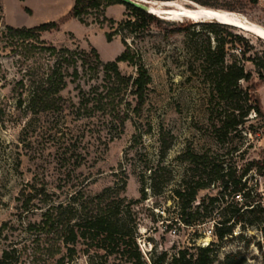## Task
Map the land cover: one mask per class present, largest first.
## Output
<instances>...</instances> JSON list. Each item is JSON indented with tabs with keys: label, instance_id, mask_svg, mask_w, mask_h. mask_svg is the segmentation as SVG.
<instances>
[{
	"label": "rangeland",
	"instance_id": "374dc122",
	"mask_svg": "<svg viewBox=\"0 0 264 264\" xmlns=\"http://www.w3.org/2000/svg\"><path fill=\"white\" fill-rule=\"evenodd\" d=\"M190 1L237 12L246 21L264 27V0L256 5L247 0ZM74 2L0 0V31L6 25L33 27L59 21ZM156 14L162 23H151L133 32L123 29L111 42L106 40V33L117 28L119 22L134 18L122 3L105 6L102 13L91 10L84 16L85 23L71 18L60 30L42 34V39L57 47L85 50L95 47L104 62L114 60L125 49L124 38L142 57L151 75L147 100L139 116L131 114L122 133L101 113L75 118L79 102L76 83H69L62 92L65 111L34 113L26 104L19 108V88L12 87L21 76L22 65L15 52L2 48L5 43L0 40V257L3 250L10 251L7 264H138L128 262L121 255L106 256L104 250L84 239L78 241L71 255L63 246L59 255L51 257L49 250L61 245V241L30 228L41 220L44 206L35 199L28 210L21 207L22 193L26 194L31 186H45L56 201L67 202L75 190L84 185V196L91 197L122 184L125 176L126 187L121 197L126 201L121 205L120 216L123 220L129 218L125 234H131L130 227L135 226L134 237L143 264L154 261L170 264L179 250L190 248V252H195L198 246H207L210 242L215 243L212 264H224L229 254H236L237 260H243L242 264H264V118L250 111L246 118H238L241 123L237 131L219 138L213 124L233 107L245 108L249 102L221 100L211 86L210 67L203 63L208 42L214 48L215 38L223 39L226 42L225 62L243 64L253 73L252 83L257 85L256 94L264 110V83L259 82L253 62L242 59L240 52V48L247 45L245 58H254L264 52V40L236 26L212 33L207 24H203L210 20H168ZM104 18L116 23L111 25ZM29 62L23 64L24 69ZM119 68L125 75L135 77L137 74L136 67L127 62L119 63ZM103 82V73L88 83H84V78L81 80L85 90ZM252 93L251 88L249 94ZM125 100L135 104L131 95L127 94ZM74 143L85 160L78 168L70 165L71 178L65 183L66 170L59 160ZM164 144H169V149L160 163ZM188 149L207 153L222 168L238 174L248 168L243 181L252 197L258 194L262 198L255 213L245 212L246 225L235 227L232 234L222 240L214 236V221L232 210L236 202H241L239 195L230 190L224 195L219 194L220 189L214 185L199 190L193 209L203 198L220 196V199L209 206L208 211L200 209L199 220L194 226H187L179 219L180 200L174 191L181 181L189 178L208 184L214 178L209 170L190 168L179 158ZM150 169H157L160 192L151 187ZM128 202H131L129 208ZM249 221L257 225H249ZM62 256L64 259L59 261Z\"/></svg>",
	"mask_w": 264,
	"mask_h": 264
},
{
	"label": "trees",
	"instance_id": "16d2710c",
	"mask_svg": "<svg viewBox=\"0 0 264 264\" xmlns=\"http://www.w3.org/2000/svg\"><path fill=\"white\" fill-rule=\"evenodd\" d=\"M247 1L256 5L259 0ZM116 3L126 5L134 18L129 17L127 20L119 22L117 28L107 32L106 40L108 42H111L113 37L123 29L133 32L151 23L163 22L156 15L120 0H75L70 11L59 21H49L33 27L6 25V28L0 31V40L5 43L2 48H10L15 52L20 59V65H22L21 76L12 87L19 88L17 91V106L19 108L26 104L27 108L34 113L65 111L64 102L66 103V100L62 96V92L69 83H76V88L79 89V102L74 111L76 119L89 118L96 113H101L109 119L111 125H115L122 133L131 114L135 116L141 114L147 100L151 75L142 57L133 51L124 38L122 42L125 49L114 60L107 62L101 59L100 53L95 47L90 50L70 49L57 47L42 39L44 32L60 30L61 25L71 18L85 23L84 16L91 10L102 13L105 6ZM229 9L235 10V8ZM25 10L30 12L27 7ZM105 19L111 25L116 23L113 19ZM203 24H207L208 31L212 33L223 32L230 27V25L215 21ZM236 38L240 41L238 36ZM215 40L217 44L214 48L208 42L203 60V63L209 66L212 72V88L215 89L216 95L221 100L249 102L245 108L240 105L233 107L231 112H225L218 122L213 124L215 132L220 138L239 129L241 122L238 118H246L250 111H254L257 116L264 118V110L256 94L257 85L252 83L253 73L246 70L243 64L225 62L226 42L218 37ZM248 49L247 45L243 49L240 48L242 59L253 62L259 82L264 83V52L256 54L254 58H245ZM28 61H30L28 68L24 69L23 64ZM121 62H127L136 67V76L123 74L119 68ZM100 73H103L104 82L99 85L93 84L88 90H85L81 80L84 78V83H88L89 80L98 77ZM243 83H246L247 86L244 87ZM243 88L248 89L244 90ZM251 88L254 93L249 94ZM127 94L133 97L134 105L125 100ZM77 147L76 143L69 145L60 157V165L66 170L65 183L68 182L67 179L71 178L70 165H73V169L78 168L85 160L84 156L77 152ZM168 149L169 144H164L160 153V163L165 158ZM179 158L187 162L190 168L209 170L214 177L208 184L198 180L192 181L189 178H184L181 181L174 191L180 200V221L187 226L196 225L200 209L208 211L209 206H213L219 201L220 196L203 198L193 209L199 190L214 185L220 189L219 194L224 195L226 191L230 190L232 194L239 195L241 198V202H236L232 210L214 221V236L222 240L232 234L235 227L246 225L245 212L255 213L262 203V198L258 194L254 197L250 195L246 181H243L249 169L246 168L238 174L232 169L222 168L209 154L197 153L191 149L183 152ZM150 173L152 189L160 192L162 188H159L156 182L157 169H150ZM260 174L262 175V173ZM126 178L127 176L122 180V184H117L115 188H106L91 197L84 196V185L81 189L75 190L67 202L56 201L54 194L50 193L45 186L40 188L31 186L32 188L26 194L22 193L21 207L28 210L35 199H38V203L44 206L41 220L32 224L30 228L50 236L52 240L61 241V245L59 244L55 248L52 246L49 250L51 257L59 255L63 246L71 255L75 251L78 241L84 239L90 241L94 247L104 250L106 256L117 254L126 257L128 262L134 261L143 264L134 237L135 226H129L131 234H125L124 229L130 223L129 218L123 220V217L120 216L121 205L126 201V198L121 197V193L126 187ZM246 191L248 192L246 193ZM141 193L142 199H144L146 196L144 187L141 189ZM76 204L79 205V208L76 207ZM129 204L131 202H128V208ZM248 224L257 225L253 221H249ZM214 245V242H210L207 246H198L195 252H190V248L179 250L172 257L170 264H212ZM10 256V251L3 250L0 264L9 263ZM63 259L64 256L59 258V261ZM242 263L243 260H237L236 254H229L224 261V264ZM152 264H161V262L154 261Z\"/></svg>",
	"mask_w": 264,
	"mask_h": 264
},
{
	"label": "bare ground",
	"instance_id": "6f19581e",
	"mask_svg": "<svg viewBox=\"0 0 264 264\" xmlns=\"http://www.w3.org/2000/svg\"><path fill=\"white\" fill-rule=\"evenodd\" d=\"M150 4H152L150 6V11L155 14H161L164 19H204L212 21V18H218L220 22H226L227 25L248 30L264 40V27L246 21L244 17L237 12L196 5L190 0H152ZM188 5H193L194 7L190 8Z\"/></svg>",
	"mask_w": 264,
	"mask_h": 264
},
{
	"label": "water",
	"instance_id": "95a60500",
	"mask_svg": "<svg viewBox=\"0 0 264 264\" xmlns=\"http://www.w3.org/2000/svg\"><path fill=\"white\" fill-rule=\"evenodd\" d=\"M120 1H122L123 3L129 4V5H132L136 8L142 9L148 13L156 15L155 13L150 11V6L152 5L150 4V1L152 0H120ZM211 20H212L211 22L215 21V22H219L222 24H226V22H220L218 18L216 19L212 18Z\"/></svg>",
	"mask_w": 264,
	"mask_h": 264
},
{
	"label": "built area",
	"instance_id": "2783aa9c",
	"mask_svg": "<svg viewBox=\"0 0 264 264\" xmlns=\"http://www.w3.org/2000/svg\"><path fill=\"white\" fill-rule=\"evenodd\" d=\"M211 232H212V231H211ZM211 232H210V233H211Z\"/></svg>",
	"mask_w": 264,
	"mask_h": 264
}]
</instances>
